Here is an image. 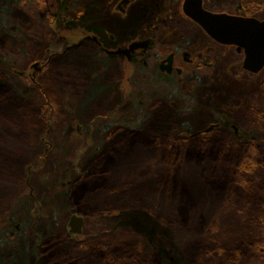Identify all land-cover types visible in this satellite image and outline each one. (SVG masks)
Masks as SVG:
<instances>
[{
    "label": "rangeland",
    "instance_id": "1",
    "mask_svg": "<svg viewBox=\"0 0 264 264\" xmlns=\"http://www.w3.org/2000/svg\"><path fill=\"white\" fill-rule=\"evenodd\" d=\"M182 2L0 0V264H264V67ZM204 7L264 18V0ZM146 35L157 47L129 61L85 40ZM171 53L179 75L159 68Z\"/></svg>",
    "mask_w": 264,
    "mask_h": 264
},
{
    "label": "water",
    "instance_id": "2",
    "mask_svg": "<svg viewBox=\"0 0 264 264\" xmlns=\"http://www.w3.org/2000/svg\"><path fill=\"white\" fill-rule=\"evenodd\" d=\"M182 11L200 25L208 37L219 44L234 46L237 52H242L243 69L250 73H258L262 70L264 67V18L211 12L203 8L202 0H183ZM149 42V39L133 41L128 48H118L111 53L129 55L136 48H146ZM32 68L41 70L38 62L34 63ZM19 74L22 73L19 72ZM213 127L214 125H209L205 131L208 132ZM232 128L237 135L236 126L232 125ZM82 221V217L72 215L68 222L69 232L76 236L81 234Z\"/></svg>",
    "mask_w": 264,
    "mask_h": 264
},
{
    "label": "flooded vegetation",
    "instance_id": "3",
    "mask_svg": "<svg viewBox=\"0 0 264 264\" xmlns=\"http://www.w3.org/2000/svg\"><path fill=\"white\" fill-rule=\"evenodd\" d=\"M183 3V2H182ZM202 6L204 9H206L204 7V0H202ZM208 10V9H206ZM210 11V10H209ZM183 12V11H182ZM212 12V11H211ZM184 14V13H183ZM185 15V14H184ZM186 16V15H185ZM187 17V16H186ZM188 18V17H187ZM189 20H191L190 18H188ZM196 26H198L203 32L204 30L200 27V25H198L196 22H194L193 20H191ZM205 33V32H204ZM206 34V33H205ZM207 35V34H206ZM208 36V35H207ZM93 37H95V39H93ZM85 40H93V42H95V44L101 49L102 52H104L105 54L109 55V56H116V57H121V58H124L125 60L129 61L132 59V57H137V56H142V55H148L150 56V53L152 50H154L155 47H157V41H156V37L155 36H152V35H146V37L144 38H140L138 40H146V39H149V45L146 47V48H142V47H139V48H136L134 50H132L130 52L129 55H126L125 53H111V51H115L117 50L118 48H121V49H126L129 47V45L133 42V41H137V40H132L128 43H125L123 44L122 46H117L115 49H108L106 48L103 43L98 40V38L96 36H85ZM213 40V39H212ZM214 41V40H213ZM216 44L220 45V46H230V45H223V44H219L217 43L216 41H214ZM236 50V49H235ZM237 53H241L242 56H243V53L242 52H237ZM174 61H175V56L174 54H168L166 56V59L164 60H161L159 62V68L160 70L162 71H165L166 73H176V74H180L181 72L175 68L174 66ZM37 62V61H36ZM34 62V63H36ZM32 63L30 65V67H32V65L34 64ZM39 63V62H38ZM148 61H144V64H147ZM45 64H39V67L42 69L44 67Z\"/></svg>",
    "mask_w": 264,
    "mask_h": 264
},
{
    "label": "trees",
    "instance_id": "4",
    "mask_svg": "<svg viewBox=\"0 0 264 264\" xmlns=\"http://www.w3.org/2000/svg\"><path fill=\"white\" fill-rule=\"evenodd\" d=\"M71 9L70 10H68V15H71L70 14V11L72 10V12H74L77 16H80V15H82L83 14V11H82V9H80V7L76 4V3H74L73 5H72V7H70ZM76 9H80V10H78L77 12H75V10ZM39 64H40V62H39ZM30 69H32V72L30 73L31 74V76H32V78H34V75L35 74H37V72H39V71H37V70H35V69H33L32 67H30ZM22 74H20V75H24L25 74V72L23 71V72H21ZM3 91V90H2ZM2 91H0V94L2 93ZM118 130H121V127H116V128H114L111 132H110V134L111 133H115V132H117ZM129 133H131V134H133L134 132L133 131H130ZM200 136L202 137V139L204 138V140L206 139V137L208 136V134H205V133H202V134H200ZM236 138H237V135H236ZM155 140H157V139H155ZM190 139L188 138H179V139H175V140H172L171 141V147L172 148H174V149H176V150H179V151H177L176 153H180L182 150V148L183 147H185V145H186V143L189 141ZM255 153H256V151H255V149H254V147L253 146H250V147H248L247 149H245V151L243 152V154L241 155V157H240V159H239V161H238V164H237V166H242V167H244V168H246V167H251V166H253V165H255ZM172 155L171 154H169V156L168 157H171ZM256 161H258V160H256ZM263 197H264V193H263V195H262ZM251 249L253 250V251H256V252H261V251H264V244H262L261 242H259V241H256V242H252L251 243ZM209 250V249H208ZM217 251V252H221L222 251V249H212V250H209V251ZM232 255H227V256H225V258H224V261H226L227 259H228V257H231ZM62 262H65V260H63V261H61V263ZM60 262H58V263H54V264H61Z\"/></svg>",
    "mask_w": 264,
    "mask_h": 264
}]
</instances>
